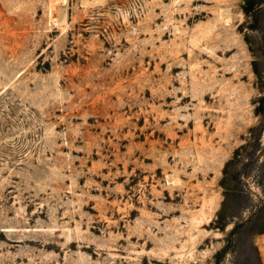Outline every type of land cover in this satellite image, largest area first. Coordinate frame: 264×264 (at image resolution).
<instances>
[{
	"label": "rangeland",
	"instance_id": "374dc122",
	"mask_svg": "<svg viewBox=\"0 0 264 264\" xmlns=\"http://www.w3.org/2000/svg\"><path fill=\"white\" fill-rule=\"evenodd\" d=\"M60 1L0 0V264H264V0Z\"/></svg>",
	"mask_w": 264,
	"mask_h": 264
},
{
	"label": "bare ground",
	"instance_id": "6f19581e",
	"mask_svg": "<svg viewBox=\"0 0 264 264\" xmlns=\"http://www.w3.org/2000/svg\"><path fill=\"white\" fill-rule=\"evenodd\" d=\"M63 1H64V0H61V1H60V4H61V2H63ZM63 19H64V18H63ZM60 20H61V19H60Z\"/></svg>",
	"mask_w": 264,
	"mask_h": 264
}]
</instances>
